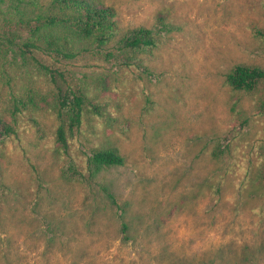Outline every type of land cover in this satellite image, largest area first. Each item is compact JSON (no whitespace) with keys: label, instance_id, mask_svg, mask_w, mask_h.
<instances>
[{"label":"rangeland","instance_id":"374dc122","mask_svg":"<svg viewBox=\"0 0 264 264\" xmlns=\"http://www.w3.org/2000/svg\"><path fill=\"white\" fill-rule=\"evenodd\" d=\"M100 1L157 45L130 67L45 60L102 112L87 104L66 148L50 76L15 63L11 85L0 76V113L23 100L0 144V264H264V82H226L264 68V0ZM106 148L126 163L93 175Z\"/></svg>","mask_w":264,"mask_h":264},{"label":"trees","instance_id":"16d2710c","mask_svg":"<svg viewBox=\"0 0 264 264\" xmlns=\"http://www.w3.org/2000/svg\"><path fill=\"white\" fill-rule=\"evenodd\" d=\"M256 33L264 39V29H256ZM156 45L155 32L146 27L129 29L122 34L118 10L100 0H0V76L11 85L8 67L13 63L20 67L35 64L50 76L58 91L61 125L57 138L65 148L68 134L81 127L87 104L94 112H102L82 90H75L67 82L63 71H54L45 60L62 63L91 53L130 67L141 61L142 52ZM226 82L236 91L253 92L264 82V68L237 65L227 73ZM22 101L16 96L11 118L0 113V144L15 134L20 113L16 104ZM261 108L264 111V101ZM226 149L216 147L214 157L220 158ZM89 162L95 175L105 168L125 165L126 158L117 149L106 148L94 151ZM105 191L116 204L114 195ZM127 229V224L123 223L124 234Z\"/></svg>","mask_w":264,"mask_h":264}]
</instances>
